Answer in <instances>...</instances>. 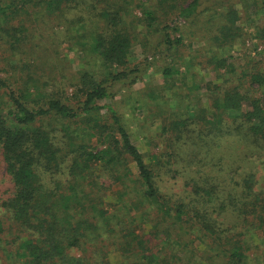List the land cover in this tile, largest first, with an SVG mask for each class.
Wrapping results in <instances>:
<instances>
[{
	"label": "trees",
	"instance_id": "16d2710c",
	"mask_svg": "<svg viewBox=\"0 0 264 264\" xmlns=\"http://www.w3.org/2000/svg\"><path fill=\"white\" fill-rule=\"evenodd\" d=\"M109 1L86 0L96 31L80 37L82 51L95 54L105 72H80L68 82L75 88L69 97L65 86L42 90L30 65L18 67L14 54L28 55L22 47L30 42L29 31L21 17L27 6L63 15L81 8L82 0L0 2V47L7 51L0 58V164L5 172L0 209L16 232L9 250L0 246L7 264H104L110 252L117 255L113 264H264V183L258 185L254 165L247 161L257 155L264 166V72L251 68L244 78L259 97L241 94V82L229 89L209 85V117L207 110L191 107L163 124L158 135L163 150L146 163L120 117L101 104L135 84L148 67L147 61L128 63L136 39L125 28L123 7ZM209 1L185 2L179 18L193 19ZM252 2L264 17V0ZM222 18L229 25L218 28L223 35L216 43L237 37L235 12ZM157 31L165 51H177L181 39L172 33L178 29L164 25ZM214 59L207 64L217 63ZM172 74L162 69L166 85ZM224 136L249 149L225 161ZM173 142L192 148V163L177 169ZM163 176L182 179V192L165 191ZM137 224L144 229L135 231Z\"/></svg>",
	"mask_w": 264,
	"mask_h": 264
},
{
	"label": "rangeland",
	"instance_id": "374dc122",
	"mask_svg": "<svg viewBox=\"0 0 264 264\" xmlns=\"http://www.w3.org/2000/svg\"><path fill=\"white\" fill-rule=\"evenodd\" d=\"M4 1L7 0H0V2ZM189 1L191 0L109 1L113 7H123L120 15L125 28L136 39L130 50L128 63L140 65L147 61L144 64H148V67L142 68L144 72L135 84L121 87L113 99L105 100L101 104L110 106L120 117L131 142L141 152L146 163H153V156H158L163 150L162 146L165 142L158 137L163 124L166 125L184 116L185 109L191 107L207 110L209 117L212 101L210 89H213L209 85L229 89L241 82L244 85V88L239 90L241 94H245L248 99L259 97L256 87L244 83L245 74L249 73L251 68L264 72L262 34L264 17L257 10L254 2L210 0L200 8L202 12L193 19L184 21L178 14L185 2ZM81 5V8L64 10L63 15L59 13L47 15L40 10H34L30 5L26 7L28 13L21 15L29 31L27 35L30 37V42L23 45L22 51L28 55L15 53L14 59L16 62L20 61L18 67H22L23 64L30 65L31 75L42 90L56 91V88L65 86L66 95L69 97L72 96L75 88L69 87L68 82L76 81L80 72L83 70L97 74L105 72L95 54L82 51L81 41L84 40L80 37L93 30L96 31L94 25L97 19L92 17L93 11L85 10L90 6L86 0H82ZM36 11L39 12L35 14ZM228 11L235 12L233 30L237 37L221 39L222 42L216 43L214 39L223 35L218 28L223 24L229 25V22L222 18ZM146 13L151 14L152 21L149 22ZM164 25L178 29V32L172 33V38L181 39V45L175 52H166L160 43V34L157 30ZM6 55V49L0 47V58ZM209 57H214L217 63L207 64ZM36 59L37 62L34 63ZM0 65L2 66L1 60ZM165 67L173 71L167 85L162 77V69ZM15 71L16 75L20 73L18 69ZM242 105L243 110L246 111L249 108V100ZM105 113L106 110H102L101 114ZM220 141L221 147L224 148L225 161L231 153L245 154L249 149L243 141L238 143L233 137L224 136ZM173 150L178 156L177 169L180 165L187 166V163L193 162L194 159L189 155L193 150L189 146L173 142ZM232 160L233 156L228 159L230 162ZM260 160L257 155L249 156L247 159L254 165L252 170L257 174L258 185L262 186L264 166L260 165ZM262 160L264 161V158ZM247 161L241 160L240 165L250 169L251 164L249 165ZM4 173L0 164V191L5 188L2 178ZM165 177H162L163 189L180 194L183 180L177 177L175 182L167 180L170 176ZM0 224L2 227L0 246L9 250L12 244L8 245V243L16 237V232L8 227L2 209H0ZM142 229L144 227L140 224L135 227V231ZM111 240L114 241L113 238ZM108 243L109 241L105 239L104 244ZM15 245L16 243H13V246ZM116 256L114 252H110L104 264H113L117 260ZM7 263L0 250V264Z\"/></svg>",
	"mask_w": 264,
	"mask_h": 264
}]
</instances>
